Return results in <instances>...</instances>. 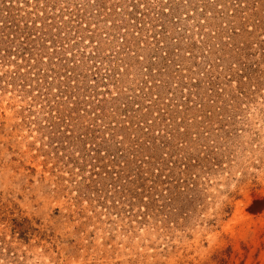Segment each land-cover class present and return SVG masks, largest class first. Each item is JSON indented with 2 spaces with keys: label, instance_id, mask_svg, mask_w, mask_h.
I'll return each mask as SVG.
<instances>
[{
  "label": "rangeland",
  "instance_id": "1",
  "mask_svg": "<svg viewBox=\"0 0 264 264\" xmlns=\"http://www.w3.org/2000/svg\"><path fill=\"white\" fill-rule=\"evenodd\" d=\"M0 264H264V0H0Z\"/></svg>",
  "mask_w": 264,
  "mask_h": 264
},
{
  "label": "bare ground",
  "instance_id": "2",
  "mask_svg": "<svg viewBox=\"0 0 264 264\" xmlns=\"http://www.w3.org/2000/svg\"><path fill=\"white\" fill-rule=\"evenodd\" d=\"M8 117V116H7ZM4 178V177H3ZM4 180V179H3ZM6 182V181H5ZM34 191V190H33ZM51 198V197H50ZM53 199V198H52ZM45 202V201H44ZM50 202V201H49ZM28 205V204H27ZM62 207V206H61ZM42 212V211H41ZM74 237V236H73Z\"/></svg>",
  "mask_w": 264,
  "mask_h": 264
}]
</instances>
